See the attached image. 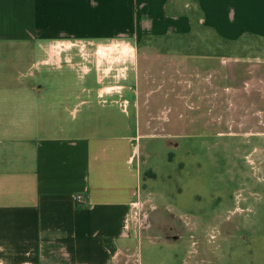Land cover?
<instances>
[{
    "label": "crops",
    "instance_id": "1",
    "mask_svg": "<svg viewBox=\"0 0 264 264\" xmlns=\"http://www.w3.org/2000/svg\"><path fill=\"white\" fill-rule=\"evenodd\" d=\"M218 66L264 82V0H0V264H118L148 119Z\"/></svg>",
    "mask_w": 264,
    "mask_h": 264
},
{
    "label": "rangeland",
    "instance_id": "2",
    "mask_svg": "<svg viewBox=\"0 0 264 264\" xmlns=\"http://www.w3.org/2000/svg\"><path fill=\"white\" fill-rule=\"evenodd\" d=\"M228 68L198 70L191 92L178 75L170 128L157 112L148 119L156 132L140 140L134 243L118 264H137L136 253L139 264H264V82L262 72L249 85L239 69L219 75Z\"/></svg>",
    "mask_w": 264,
    "mask_h": 264
},
{
    "label": "built area",
    "instance_id": "3",
    "mask_svg": "<svg viewBox=\"0 0 264 264\" xmlns=\"http://www.w3.org/2000/svg\"><path fill=\"white\" fill-rule=\"evenodd\" d=\"M80 199H81V197L80 196H75L74 197V201H75V203H80Z\"/></svg>",
    "mask_w": 264,
    "mask_h": 264
}]
</instances>
